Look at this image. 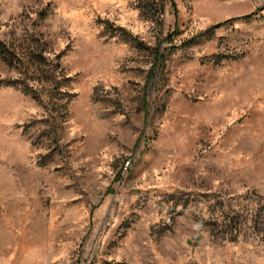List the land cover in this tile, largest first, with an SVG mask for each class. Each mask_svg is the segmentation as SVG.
Listing matches in <instances>:
<instances>
[{
  "label": "rangeland",
  "instance_id": "rangeland-1",
  "mask_svg": "<svg viewBox=\"0 0 264 264\" xmlns=\"http://www.w3.org/2000/svg\"><path fill=\"white\" fill-rule=\"evenodd\" d=\"M0 43V264H264V0H0Z\"/></svg>",
  "mask_w": 264,
  "mask_h": 264
},
{
  "label": "trees",
  "instance_id": "trees-1",
  "mask_svg": "<svg viewBox=\"0 0 264 264\" xmlns=\"http://www.w3.org/2000/svg\"><path fill=\"white\" fill-rule=\"evenodd\" d=\"M172 4L174 3L172 2ZM250 16L251 15H247L244 18H249ZM6 52H7V48L5 47L4 44L0 43V55L3 56L4 54H6ZM156 56L157 59L159 60L162 59V54L160 52H157Z\"/></svg>",
  "mask_w": 264,
  "mask_h": 264
}]
</instances>
